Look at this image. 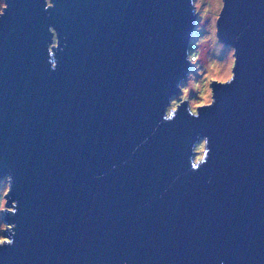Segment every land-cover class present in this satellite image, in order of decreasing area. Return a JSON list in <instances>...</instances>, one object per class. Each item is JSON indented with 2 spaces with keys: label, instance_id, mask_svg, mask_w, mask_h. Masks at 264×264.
<instances>
[{
  "label": "water",
  "instance_id": "obj_1",
  "mask_svg": "<svg viewBox=\"0 0 264 264\" xmlns=\"http://www.w3.org/2000/svg\"><path fill=\"white\" fill-rule=\"evenodd\" d=\"M3 1L0 264H264V0H223L196 112L194 0Z\"/></svg>",
  "mask_w": 264,
  "mask_h": 264
},
{
  "label": "rangeland",
  "instance_id": "obj_2",
  "mask_svg": "<svg viewBox=\"0 0 264 264\" xmlns=\"http://www.w3.org/2000/svg\"><path fill=\"white\" fill-rule=\"evenodd\" d=\"M4 1L0 0V13L4 8ZM197 21L191 36L189 57L191 68L188 78L181 85V91L174 96L169 106L174 101L177 104L182 100L188 101L191 110H196L199 105L211 102V83L225 82L232 76L234 65V50L224 44L217 34V20L223 7V0H194ZM168 106V111L170 107ZM176 105L172 108H175ZM205 142L199 141L195 145V160L198 161L204 154ZM9 190L7 179L0 182V242L5 239L6 224L3 220V210L6 208V194Z\"/></svg>",
  "mask_w": 264,
  "mask_h": 264
},
{
  "label": "clouds",
  "instance_id": "obj_3",
  "mask_svg": "<svg viewBox=\"0 0 264 264\" xmlns=\"http://www.w3.org/2000/svg\"><path fill=\"white\" fill-rule=\"evenodd\" d=\"M0 7H2V6H0ZM189 49H190V47H189ZM234 59H235V58H234ZM188 74H189V73H188ZM187 78H188V77H187ZM186 80H187V79H186ZM183 82H185V81H182V82H181V84H180V88H181V85H182ZM180 91H181V89H180ZM182 101H183V100H182ZM187 102H188V101H187ZM178 104H179V103H178ZM178 104H177V105H178ZM177 105H176V106H177ZM202 105H203V104H202ZM199 106H201V105H199ZM169 107H170V106H169ZM189 107H190V106H189ZM175 108H176V107H175ZM171 109H174V108H170L169 111H170ZM190 109H191V108H190ZM167 111H168V108H167ZM169 111H168V112H169ZM192 111H193V110H192ZM194 112H196V110H194ZM5 230H6V229H5Z\"/></svg>",
  "mask_w": 264,
  "mask_h": 264
},
{
  "label": "trees",
  "instance_id": "obj_4",
  "mask_svg": "<svg viewBox=\"0 0 264 264\" xmlns=\"http://www.w3.org/2000/svg\"><path fill=\"white\" fill-rule=\"evenodd\" d=\"M55 40H56V38H55ZM181 89H182V88H181ZM183 98H184V95L181 97L180 100H183ZM176 102H178V100H177V101H174L173 104L170 106V108H172V107H174L175 105H177Z\"/></svg>",
  "mask_w": 264,
  "mask_h": 264
}]
</instances>
